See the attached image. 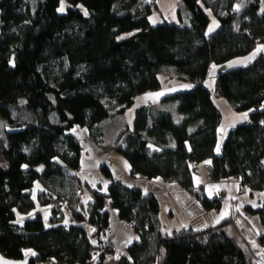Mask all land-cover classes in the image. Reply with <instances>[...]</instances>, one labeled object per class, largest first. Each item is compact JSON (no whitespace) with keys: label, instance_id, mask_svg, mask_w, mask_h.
<instances>
[{"label":"trees","instance_id":"16d2710c","mask_svg":"<svg viewBox=\"0 0 264 264\" xmlns=\"http://www.w3.org/2000/svg\"><path fill=\"white\" fill-rule=\"evenodd\" d=\"M182 3L188 25H152L153 0H40L33 7L25 0H0V252L5 258L22 260L28 253V264H108L106 252L96 259L94 250L107 242L99 237L109 226V203L138 237L115 264H256L257 253L264 251V202L250 210L259 216L262 231L256 246L246 239L247 262L225 232L226 226L236 227L234 218L202 231L163 233L156 198L122 184L106 164L100 167L110 180L106 192L92 191L88 204L80 197L82 147L69 131L86 128L100 152L108 150L102 146V123L123 115L138 96L158 91L166 67L188 85L164 100L176 102L175 114L137 109L132 127L118 132L112 148L135 174L178 183L206 210L219 208V202L209 201L202 189L194 191L197 167L191 162L209 160L214 181L234 178L250 193L264 190V54L246 65L230 64L264 44V14L250 0L245 7L237 0ZM205 10L219 22L211 35H206ZM228 63L216 77L215 94L235 112L250 113L228 131L216 155L221 115L203 81L212 65ZM35 182L45 189L38 195L42 204L50 208V199L59 198L62 214L50 208L47 224L40 213L16 223L15 210L24 214L34 206ZM66 213L70 224L63 220ZM81 224L95 231L89 234Z\"/></svg>","mask_w":264,"mask_h":264},{"label":"crops","instance_id":"0c3cea01","mask_svg":"<svg viewBox=\"0 0 264 264\" xmlns=\"http://www.w3.org/2000/svg\"><path fill=\"white\" fill-rule=\"evenodd\" d=\"M153 1L155 2L157 11L149 16V22L152 25L160 24L165 20H169V23L174 24H189L190 16L182 0ZM260 1L259 12L264 14V0ZM199 4L201 5V3ZM205 13L209 17L206 35H211L219 27V22L209 10H205ZM258 54H264V44H258L249 55L231 60L230 64L233 66L246 65ZM226 66H229V63L219 66L212 65L208 76L203 81V85L210 92L212 102L221 115L220 124L217 128L216 155H219L228 131L246 122L250 113V111L235 112L223 98L216 96L214 89L215 80L217 75L226 69ZM166 68L172 70L173 73L170 76H165L162 74L165 68L162 70L159 76L161 87L158 91L138 96L134 104L123 115L115 117L126 118V124H119L118 132L125 126L132 127L134 113L141 107H148L153 113L157 111H169L175 114L176 102L164 100L179 90H186L188 85L182 80L180 74L175 69L172 67ZM82 141L83 144H80L82 147L81 167L78 171V176L84 183L80 194L82 203H89L84 200V189L89 191V197L92 191L106 192L110 180L101 175L102 173L100 172V167L106 164L114 177L122 184L130 188H138L144 195L151 194L156 198L159 205V225L163 233L172 234L175 231L188 228L194 231H202L218 225L224 219L234 218L236 227L232 224L226 226L225 232L236 241L237 246L243 251L246 258V239L250 241L252 232L254 238L258 232L262 231L261 225H259V229L255 228L249 220L251 217L250 210L258 209L264 202V190L250 193L249 190L242 187L240 182L234 178L218 181L212 180L208 171L210 161L206 160L199 163L192 173L194 191L197 192L202 189L204 196L209 201L217 200L219 202V208L206 210L192 194L185 191L178 183L159 177L153 179L141 177L135 174L129 164L122 159H119L120 166L122 167L117 168V165L110 163L108 158L105 160L103 155L105 151L97 152L88 146L85 139H82ZM35 189L38 195L45 191L39 182ZM38 200L41 204L43 203L39 198ZM107 206L110 215L109 226L99 238L114 244L115 248L106 252V262L108 264H115L117 256L120 255L121 251L123 252L138 241V237L126 222L119 220L117 212L111 208L109 203H107ZM67 215L66 213L63 217L64 222H68ZM253 215H255L254 217L257 221V214ZM82 226L87 229L89 234L95 231L89 224ZM110 252L114 253V255H110ZM234 254H237L239 257L241 256V258L243 257V254L240 252H234ZM247 260H249L248 257Z\"/></svg>","mask_w":264,"mask_h":264},{"label":"rangeland","instance_id":"374dc122","mask_svg":"<svg viewBox=\"0 0 264 264\" xmlns=\"http://www.w3.org/2000/svg\"><path fill=\"white\" fill-rule=\"evenodd\" d=\"M25 1H26V3L30 4L31 7H33L40 0H25ZM62 5H64V4H62ZM156 11H154V12H156ZM165 21L170 22L169 20H165ZM172 73H173V71L168 69V68H165V70H163V72H162V74L165 76L166 75L170 76V74H172ZM112 119L104 121L102 123V127H103V145L102 146L108 148V150H105L103 155H104L105 160L108 158L110 163L116 164L117 168H121L122 166H120L121 164L119 162V159H122L126 163H128V162L122 156V154H120L119 152L114 150L112 147H113L115 138L118 134V129L120 127L119 124H122V123L126 124V118H124V119L115 118L113 120ZM69 133L74 135L75 138L80 142L81 145L83 144L82 139L83 140L85 139L88 146L91 149L96 150L97 152L101 150V147L96 146V144L90 139L86 128H83V127L80 128V127L75 126L74 128L71 129V131H69ZM37 183L38 182L35 183L34 187L30 191V196H31V199H32L33 204H34L33 208L24 214L19 213L17 210H15V215H16V219H15L16 221L15 222L16 223H22L24 220L33 219L37 213L41 214L43 221L46 223H48L50 218L52 217V214H53L52 210L48 206L41 204V202L38 200V193H37V190L35 189ZM84 191H85L84 192V200H85V202H89L90 201L89 191L87 189H84ZM254 216L255 215L252 216V214H251L252 218L250 217L249 221L255 226V228L259 229V227H260L259 226L260 225L259 216L256 215V216H258L257 221H256ZM251 237H252L250 239L251 245L256 246L255 245V237L253 238V232H252ZM109 254L114 255V253H111V252ZM116 256H117V253H116ZM247 257H248V255L246 256V259H247ZM247 261L249 262V260H247Z\"/></svg>","mask_w":264,"mask_h":264},{"label":"built area","instance_id":"2783aa9c","mask_svg":"<svg viewBox=\"0 0 264 264\" xmlns=\"http://www.w3.org/2000/svg\"><path fill=\"white\" fill-rule=\"evenodd\" d=\"M250 1L253 4L255 3V4H258V5L261 2L260 0H250ZM247 3H248V0H237V4L240 7H245ZM197 83H198V81H195L193 84L196 85ZM190 166H191V168L195 169L197 167V164L195 162H191ZM49 206H50V208L52 210L55 211V213L57 215H61L62 214V211H61L62 203H61V200L59 198H56V197L51 198L50 201H49ZM114 248H115L114 244L109 242V241H107L106 243H101L100 244V248L94 250V258L98 259L102 253L107 252L109 250H112Z\"/></svg>","mask_w":264,"mask_h":264},{"label":"water","instance_id":"95a60500","mask_svg":"<svg viewBox=\"0 0 264 264\" xmlns=\"http://www.w3.org/2000/svg\"><path fill=\"white\" fill-rule=\"evenodd\" d=\"M225 69L224 71H226ZM222 71V72H224ZM220 74V73H219ZM29 254L27 253L22 260H10L0 252V264H28ZM256 264H264V251H259L256 255Z\"/></svg>","mask_w":264,"mask_h":264},{"label":"snow or ice","instance_id":"6c2138e0","mask_svg":"<svg viewBox=\"0 0 264 264\" xmlns=\"http://www.w3.org/2000/svg\"><path fill=\"white\" fill-rule=\"evenodd\" d=\"M60 11H63V8H61ZM245 115H246V114H245Z\"/></svg>","mask_w":264,"mask_h":264}]
</instances>
